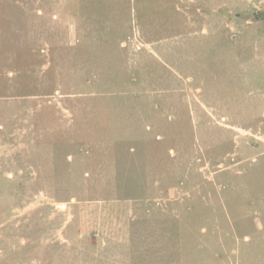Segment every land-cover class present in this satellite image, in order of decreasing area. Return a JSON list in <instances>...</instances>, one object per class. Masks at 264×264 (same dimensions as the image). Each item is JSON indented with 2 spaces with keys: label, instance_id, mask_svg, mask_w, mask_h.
<instances>
[{
  "label": "rangeland",
  "instance_id": "1",
  "mask_svg": "<svg viewBox=\"0 0 264 264\" xmlns=\"http://www.w3.org/2000/svg\"><path fill=\"white\" fill-rule=\"evenodd\" d=\"M0 264H264V0H0Z\"/></svg>",
  "mask_w": 264,
  "mask_h": 264
}]
</instances>
